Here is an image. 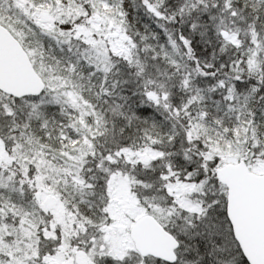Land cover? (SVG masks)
<instances>
[{"label": "snow or ice", "instance_id": "obj_1", "mask_svg": "<svg viewBox=\"0 0 264 264\" xmlns=\"http://www.w3.org/2000/svg\"><path fill=\"white\" fill-rule=\"evenodd\" d=\"M0 264H264V0H0Z\"/></svg>", "mask_w": 264, "mask_h": 264}]
</instances>
